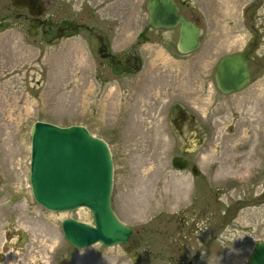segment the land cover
I'll list each match as a JSON object with an SVG mask.
<instances>
[{"label": "rangeland", "instance_id": "obj_1", "mask_svg": "<svg viewBox=\"0 0 264 264\" xmlns=\"http://www.w3.org/2000/svg\"><path fill=\"white\" fill-rule=\"evenodd\" d=\"M44 1L42 18L92 27L118 54L148 27L146 0ZM176 1L183 14L200 18L206 45L217 37L208 60L203 48L189 56L164 49L155 43L160 30L149 29L154 40L140 51V73L116 75L99 65L85 28L46 43L40 29L29 33L26 11L0 0V264H247L264 240V0ZM255 32L249 84L199 98L215 58L245 49ZM173 102L195 116L201 141L187 153V129L179 134L172 123ZM36 120L81 124L108 143L112 207L133 229L127 244L75 248L60 223L93 224L90 211L53 212L34 201L29 132ZM174 156L188 158L202 177L174 168Z\"/></svg>", "mask_w": 264, "mask_h": 264}, {"label": "water", "instance_id": "obj_2", "mask_svg": "<svg viewBox=\"0 0 264 264\" xmlns=\"http://www.w3.org/2000/svg\"><path fill=\"white\" fill-rule=\"evenodd\" d=\"M17 9H26L29 33L35 35L41 26V37L50 43L62 37V28L42 19L47 13L44 0H10ZM147 25L150 28L171 30L178 28L177 47L181 53H190L199 47L202 29L184 14L179 13L176 0H146ZM45 22V23H44ZM257 35L243 53L222 57L215 70V81L222 94H232L245 88L251 79L249 63L254 60ZM128 67L114 65L112 72L132 73ZM188 137L191 147L198 144ZM30 158L28 181L34 201L53 212L74 211L87 208L93 224L74 217L64 218L61 232L68 244L85 248L100 243L105 247L127 244L133 229L116 215L111 202L113 188V160L107 142L81 124L60 126L52 122L36 120L30 127ZM188 160L180 156L172 158L177 169L188 167ZM193 175L200 173L191 168ZM24 241L21 233L20 243ZM127 251L132 250L128 246ZM133 259L138 260L137 254ZM247 264H264V240H259L251 251Z\"/></svg>", "mask_w": 264, "mask_h": 264}, {"label": "flooded vegetation", "instance_id": "obj_3", "mask_svg": "<svg viewBox=\"0 0 264 264\" xmlns=\"http://www.w3.org/2000/svg\"><path fill=\"white\" fill-rule=\"evenodd\" d=\"M177 3H178V1H177ZM178 6H179V13L183 14L180 11L181 7H180L179 3H178ZM20 10L26 11V9H20ZM184 15L189 20L194 21L202 29V32L199 35V47L197 49H195L194 51L190 52V53H181L179 51L178 47H177V40H178V34H179L178 33V28H174V29H171V30H164V29L150 28L147 25L148 26L147 30H142L136 35V37L134 39V42L132 44V50H127L126 52H122V53L118 54V53H115V50H113V47L111 45V39L108 36H106V35H102V34L96 32L92 27H87L84 24L70 23V22L69 23H67V22L54 23L53 22V23L55 24L56 27H60V28L63 29L62 30V36L75 34L76 31L79 28H85L88 31L91 40L93 41L92 43L96 47L97 54L102 59L99 62L100 66L105 67V68L106 67L109 68L111 72H112V68H113L114 65H119V67H125L126 66V67L134 70L131 74H138V73H140V71L142 70L143 65H144V63H143L144 56L141 54L140 51H141V49L143 48V46H144V44L146 42H148V41L153 39L149 35H147V33H148L147 31L149 29L150 30H154V31L160 30V33L156 32V37H154L155 41H156L155 43L159 44V45H162L164 49H167L168 51H171L173 53L175 51V52L179 53L182 56H189L192 53H194L195 51L200 50L201 48H203L204 49L203 50L204 51V56L202 57L203 58L202 61L203 60H208V59H206L205 56H207L208 53H210L212 51V49H213L212 46L215 45V43H217V37H214L216 39L215 41H211L210 40V45L208 43L206 45V41H205V36L204 35L207 32L205 31L204 27L201 25L200 18L199 17L198 18H190L186 14H184ZM24 18L25 19H29V21H30V17L28 15L24 14ZM43 19H45V22H52L49 19H46V18H43ZM39 29L41 30V26L39 27ZM167 34L169 35L170 39H171V36H173L175 38V40H172V41L171 40H167V36H168ZM255 35H257V48H258L259 47L260 36H259L258 33L255 32V33H253L252 39L248 41L247 46H246L245 49H239L237 51H231V52L223 54L219 58H217V57L215 58V63H214V65L211 68V72L209 73V75L211 76L210 77V80H211L210 83L211 84L209 85L208 81H206L203 84V87L199 88V92H200L199 93L200 94L199 98H218L217 97V92L219 90H218V88L216 86L215 70H216V67H217V64H218L219 60L222 57H224V56H226L228 54L243 53L245 50H247L249 48V45H250L251 41L254 39ZM254 53H253V55H254V60H255V54ZM250 63H249V69H250ZM123 73L129 74V72H122L121 74H123ZM250 74H251V70H250ZM213 90L215 91L214 95H212V91ZM209 92H210V95H208ZM205 93H206V96L202 97L201 94H205ZM136 98H149V95L145 96V94H143V93H137ZM183 98H187V97H183ZM189 98H191V97H189ZM172 110H173V113H174L173 118H172V123L175 126L177 132L179 134H184L185 132H183V129H185V128L187 129V131H186L187 135L185 137V148L183 149L184 153H187L191 148H193V147H191V145L189 144V141H188V137L191 134L195 133L193 139L194 138L197 139L198 140V144L201 141V139L196 137L197 129L193 125L192 121H190V120H193L195 118V116L191 112H189L182 104H180L178 102H173L172 103ZM198 144H196V146ZM187 160H188V164H189L188 168H190V170H191L192 165L194 163H191L188 158H187ZM197 176H201L202 177V175H200V173ZM131 242L133 243V241H131Z\"/></svg>", "mask_w": 264, "mask_h": 264}]
</instances>
